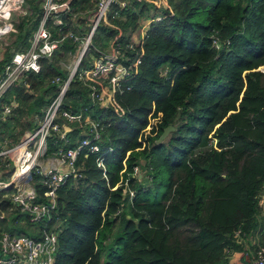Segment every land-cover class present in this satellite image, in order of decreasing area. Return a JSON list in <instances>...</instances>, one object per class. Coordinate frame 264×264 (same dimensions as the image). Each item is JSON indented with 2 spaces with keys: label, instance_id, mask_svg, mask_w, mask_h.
<instances>
[{
  "label": "trees",
  "instance_id": "obj_1",
  "mask_svg": "<svg viewBox=\"0 0 264 264\" xmlns=\"http://www.w3.org/2000/svg\"><path fill=\"white\" fill-rule=\"evenodd\" d=\"M117 1L100 22L81 67L99 56L96 50L107 53L120 44L119 63L134 71L138 61V72L121 84L123 93L112 90L109 77L85 85L75 76L64 96L57 123L65 122L69 130L66 140L56 133L48 137L47 156L92 136V122L99 124L101 149L113 151L105 156L107 179L97 166L101 153L83 151L77 176L59 189L58 209L47 227L59 226L55 264H230L233 254L244 252L241 239L257 230L262 209L264 0H158L159 6L150 0ZM99 2L72 0L64 25L48 24L55 40L65 39L41 62L39 74L28 75L1 99L0 141L17 143V125L23 134L40 126L60 93L55 79L63 84L69 78L59 61L78 50L74 39L90 32L86 13ZM44 13L35 2L30 16L20 20L17 39L0 60V77L14 54L29 47ZM143 22L144 41L129 49ZM89 85L104 94L108 106L90 98ZM11 100L20 106L13 118L3 119ZM63 111L83 115L82 125L65 120ZM150 118L155 122L147 133ZM170 126L174 130L157 144ZM136 167L142 178L133 176ZM0 177L5 179L2 170ZM30 182L42 195V177L33 175ZM129 190L135 191L133 200ZM12 208L1 195L0 227L40 238L44 224L34 225ZM259 243L264 247V232Z\"/></svg>",
  "mask_w": 264,
  "mask_h": 264
},
{
  "label": "built area",
  "instance_id": "obj_2",
  "mask_svg": "<svg viewBox=\"0 0 264 264\" xmlns=\"http://www.w3.org/2000/svg\"><path fill=\"white\" fill-rule=\"evenodd\" d=\"M117 2V0H100L97 9L90 15L91 30L86 35V39L75 37L74 41L77 42L79 58L65 83L61 84L60 78L55 79L54 83L60 85V93L51 103L40 126L24 137L18 146H11L8 150L0 146V158L14 157L16 160L15 168L8 180H3L0 177V196L3 195L5 199L10 200L13 208L27 216L32 224H44L42 234L38 239L30 236L13 237L8 233H2L0 235V264H55L59 243L57 233L59 226L56 225L51 229L47 227L58 209L59 189L66 184L70 176H77L75 166L81 152L101 153L97 158V166L102 169L103 175L107 179L105 156L113 149H101L98 143L101 142L102 138L99 132V124L96 122L91 124L93 128L92 136L83 140L75 148L66 151L60 150L56 153L61 162L69 167L68 174L43 170L41 161L47 156V139L52 133L60 134L61 139L66 140L65 136L69 130L67 129L68 124H65V122L58 124L57 113L75 76L83 81L85 85L91 78L109 77L110 85L113 87L112 90L122 93L121 84L136 75L133 68H126L119 63L121 57L120 44H117V47H113L107 53L96 50L99 56H91L90 66L81 67L83 58L90 54L93 47L92 32L94 31L95 34L100 22L109 12L111 5ZM70 3L71 1H47L44 7L45 13L39 28L33 35L30 47L25 51L16 52L5 67L3 78L0 80V101L11 87L22 83L28 75L32 73L39 74L41 72V62L51 59L59 49L65 38L55 40L47 26L51 22L54 26L61 28L64 25V15L71 10ZM120 5L123 8L126 7V3ZM16 14L28 15L26 0H0V45L4 44L11 36L14 26L13 18ZM70 36L74 37L73 35ZM128 48L133 49L134 43H131ZM89 88V96L94 102H101L102 105L108 106L109 102L103 93L97 90L95 86L89 85ZM16 108L17 104L15 102L7 105L4 108L3 116L10 118ZM62 114L64 119L70 123L82 122L81 115H74L68 111H63ZM65 129L67 130L64 131ZM33 175L42 177V184L44 185L42 195H39L30 182ZM136 175H140L138 167L134 169L133 176ZM121 183L119 186L122 185ZM125 184L127 186L128 180ZM117 189L118 186L113 190ZM129 195L130 199L133 200L135 191L129 190ZM260 201L261 207H264V190ZM250 264H264V247L258 248Z\"/></svg>",
  "mask_w": 264,
  "mask_h": 264
},
{
  "label": "crops",
  "instance_id": "obj_3",
  "mask_svg": "<svg viewBox=\"0 0 264 264\" xmlns=\"http://www.w3.org/2000/svg\"><path fill=\"white\" fill-rule=\"evenodd\" d=\"M60 1H62V2H64V1H72V0H60ZM96 10V9H95ZM95 10H92V11H90V12H88V13H86V14H88V15H86L87 17H88V20H89V18H90V15H91V13L92 12H94ZM89 26H90V22H89ZM80 27V26H79ZM147 28H148V26H147ZM147 28H146V31H147ZM141 37V34H140V36H139V34L138 33H133L132 34V43H134V42H136V41H138L139 40V38ZM33 38V37H32ZM31 42H32V39H31ZM31 42H30V44H31ZM10 46V45H9ZM29 47H30V45H29ZM28 47V48H29ZM28 48H26V49H24V50H22V51H25V50H27ZM78 49V48H77ZM7 50V47H5L4 49H2V46L0 45V60L4 57V55H5V51ZM112 50V49H111ZM113 53V52H112ZM112 53H109V54H112ZM78 54V53H77ZM70 56H68V58H69ZM66 59L65 61H63V65H62V67H63V69L65 70V71H67V72H70V70L68 69V66H66V63H67V61H69V59ZM78 58H79V54H78ZM77 58V59H78ZM3 74V73H2ZM3 78V76H1L0 77V80ZM22 84V83H21ZM12 102H15L16 104H17V108L20 106L19 105V103L16 101V100H11L10 101V103H8V104H6L5 105V107L7 106V105H9V104H11ZM16 108V109H17ZM15 109V110H16ZM14 112V111H13ZM82 117H83V115H81ZM2 118L3 119H5V117L4 116H2ZM11 118H13V115H12V117ZM11 118H9L8 120H10ZM31 120H32V122H34V124L36 125V124H38V122L36 121L35 122V117L34 116H31ZM85 121H87V122H90L91 123V119H90V117L88 116V117H86V119H85ZM80 125H82V122H78ZM92 124V123H91ZM12 125H16L15 123H11V124H9V129L10 128H13L12 130H14V126L12 127ZM65 125V124H64ZM18 126V125H17ZM16 127V126H15ZM39 127V126H38ZM37 127V128H38ZM34 128H35V126H34ZM33 128V130L32 131H29V130H27V129H25L26 131H24V134L22 135V138L20 139V141H22V139L24 138V137H26L29 133H31V132H33L35 129ZM67 129H69V126L67 125ZM67 129H65L64 131H66ZM22 129H21V127H16V129H15V133H20V131H21ZM7 134H8V136L6 137V139H10V136H11V133L9 134V132H7ZM11 146V144H9L8 142H4V141H0V146H3L4 147V149L6 148V146ZM9 146V147H10ZM41 166H42V169L43 170H46V171H50V170H53V171H57V172H61V173H63V174H68L69 173V171H70V169H69V167L66 165V164H63L62 162H61V160H60V158L57 156V154H52V155H49V156H46V158L45 159H43L42 161H41ZM2 178V177H1ZM5 178V177H4ZM6 179H8V178H5L4 180H6ZM13 207V206H12ZM13 209V208H12ZM1 218L2 219H5V218H7L6 217V213L5 212H3L2 214H1ZM257 222H258V228H257V230L253 233V234H251L250 236H248V237H246L245 239H241V241H240V243L242 244V246H244V252L241 254H233L232 255V257L230 258V264H242V260L245 262V260L247 261V259H248V261H250V259H253L254 257H255V255H256V251L258 250V248L260 247V243H259V239H260V237H261V235H262V233L264 232V207H262V209H261V213L259 214V216L257 217ZM16 224H18V223H16ZM2 233H8V234H10L11 236H13V237H19V236H28V235H26V234H11L10 232H8L7 230H5V229H0V235L2 234ZM247 258V259H246Z\"/></svg>",
  "mask_w": 264,
  "mask_h": 264
},
{
  "label": "rangeland",
  "instance_id": "obj_4",
  "mask_svg": "<svg viewBox=\"0 0 264 264\" xmlns=\"http://www.w3.org/2000/svg\"><path fill=\"white\" fill-rule=\"evenodd\" d=\"M47 1L48 0H26V10L28 11V15H26V16H30V14H31V6H33L35 4V2H39V4L41 5V7L44 8L46 6ZM150 1H155L156 2L155 4H157V6H159V5L162 4L161 1H158V0H150ZM162 7H163V5H162ZM149 12L152 13V7L150 8ZM150 13H149V16H150ZM154 13H152V14H154ZM146 15H148V14H146ZM26 16L25 15H20V14H16L14 16V18H13V24H14V26H13L12 32L10 34L11 36L8 38V40H6V42L4 44L1 45L2 46V49H4L6 46H9V45H11L12 43H14L16 41L17 36H18V29H17V27L20 24V20L23 19V18H25ZM113 19H122V18H121L120 15L114 14ZM141 24H143V25L136 32V33L139 34V36L141 34V37L139 38L138 41L134 42V48L137 45H139L140 43H142L144 41V38H145V35H146V28H147V26L144 24V22L141 23ZM88 33H90V32H86L85 35H88ZM84 38L86 39V36ZM104 40H106V38H104ZM92 45H93V43H92ZM77 53H78V50L77 51L76 50L69 51L67 53L66 57L64 59L62 58L61 61H59L60 62V65L62 66L63 65V61H65L68 58V56H70L68 58L69 61H67L66 66H68V69L71 72L72 69L74 68L77 60H78L77 59L78 58V54ZM133 67L135 68V72L137 73L138 72V61L133 64ZM261 70H264V67L261 68ZM70 72H67L68 76L70 75ZM163 73L166 74V70ZM122 93H123V89H122ZM11 117H12V115L10 116V118ZM154 122H155V120H153V119L150 118V124H149V127L147 129V133H148L149 130H151V128H152L151 125L154 124ZM13 126L15 127L16 125H12V127ZM15 135H18L17 136V140L18 141H17V143H11V146L12 147L13 146L16 147V146L20 145L21 142L23 141V140L20 141V139L22 138V135H23V131L22 130L20 131V133H16ZM11 136H12V133H11ZM15 165H16V160H15L14 157L4 159V168H1L0 170H2L4 172L5 178H9L10 177V175L12 174V171L15 168ZM6 180H8V179H6ZM164 193H165V189L163 188V190L161 191V193L159 195V198H161L164 195ZM0 228H2V227H0ZM3 229H5V228H3ZM117 234H118V230H115V232L113 234V237H112V239L110 241H112L114 239V235L116 236Z\"/></svg>",
  "mask_w": 264,
  "mask_h": 264
},
{
  "label": "water",
  "instance_id": "obj_5",
  "mask_svg": "<svg viewBox=\"0 0 264 264\" xmlns=\"http://www.w3.org/2000/svg\"><path fill=\"white\" fill-rule=\"evenodd\" d=\"M94 35V31L92 32L91 34V38L93 37ZM71 79V78H70ZM174 130V127L173 126H170L168 127L164 132L163 134L161 135V137L159 138V140H157V144H161L164 140L167 139V137L169 136V134ZM9 149V146H6L5 150H8ZM140 177L142 178V175H140Z\"/></svg>",
  "mask_w": 264,
  "mask_h": 264
},
{
  "label": "bare ground",
  "instance_id": "obj_6",
  "mask_svg": "<svg viewBox=\"0 0 264 264\" xmlns=\"http://www.w3.org/2000/svg\"><path fill=\"white\" fill-rule=\"evenodd\" d=\"M86 63V62H85ZM85 65V64H84Z\"/></svg>",
  "mask_w": 264,
  "mask_h": 264
}]
</instances>
